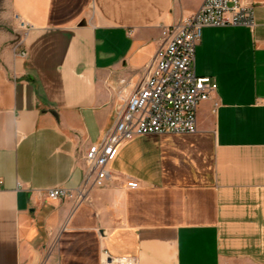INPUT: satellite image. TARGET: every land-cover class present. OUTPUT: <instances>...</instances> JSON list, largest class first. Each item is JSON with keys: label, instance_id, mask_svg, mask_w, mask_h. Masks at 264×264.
<instances>
[{"label": "crops", "instance_id": "1", "mask_svg": "<svg viewBox=\"0 0 264 264\" xmlns=\"http://www.w3.org/2000/svg\"><path fill=\"white\" fill-rule=\"evenodd\" d=\"M204 2L11 0L0 264H43L52 243L57 264H264V0H249L252 26L203 29L195 70L217 89L195 134L129 140L88 201L46 195L84 186L90 146L138 91L163 31Z\"/></svg>", "mask_w": 264, "mask_h": 264}, {"label": "built area", "instance_id": "2", "mask_svg": "<svg viewBox=\"0 0 264 264\" xmlns=\"http://www.w3.org/2000/svg\"><path fill=\"white\" fill-rule=\"evenodd\" d=\"M253 17L254 8L249 0H205L198 12L164 30L163 45L145 67L138 91L121 107L114 126L102 140L90 146L84 186L78 191L51 189L47 197L56 201L73 200L77 204L88 201L89 181L93 179L94 186L104 187L111 179L113 158L136 136L195 134L198 109L217 89L211 78L200 77L195 70L196 49L203 29L252 26ZM29 27L21 20V28ZM55 246V243L49 245L43 264H57L51 260Z\"/></svg>", "mask_w": 264, "mask_h": 264}, {"label": "rangeland", "instance_id": "3", "mask_svg": "<svg viewBox=\"0 0 264 264\" xmlns=\"http://www.w3.org/2000/svg\"><path fill=\"white\" fill-rule=\"evenodd\" d=\"M11 0H0V51L14 35V25L8 17Z\"/></svg>", "mask_w": 264, "mask_h": 264}]
</instances>
